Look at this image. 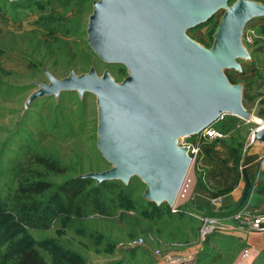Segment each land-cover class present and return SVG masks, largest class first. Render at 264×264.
Segmentation results:
<instances>
[{
	"label": "rangeland",
	"instance_id": "obj_1",
	"mask_svg": "<svg viewBox=\"0 0 264 264\" xmlns=\"http://www.w3.org/2000/svg\"><path fill=\"white\" fill-rule=\"evenodd\" d=\"M92 1L0 0V252L6 243L14 241L35 247L45 264H185L182 253L200 244L202 220L187 205L173 213L166 203L160 209L146 203L141 198L145 184L138 177H131L124 189L131 207L122 205V197L107 192L106 213L90 208L80 215L62 213L45 229L23 225L8 201L30 167L53 186L110 167L96 147L94 94L84 92L79 96L76 91H60L56 97H38L24 106L36 83L47 82L43 70L56 79L66 76L69 70L81 74L90 67L98 75L109 71L116 81L126 76L123 65L101 61L87 44L86 24ZM223 13L219 10L205 24L188 29L187 35L210 47ZM260 19L264 18H253L245 25L253 29V47L260 51L254 52L253 43L245 45L252 52L248 61H241L243 67L262 59L264 34L259 29ZM258 73L248 79H261L263 71ZM225 74L233 83L247 80L233 69L225 70ZM254 123L221 119L212 125L218 135L185 138V142L199 148L188 172L193 182L191 205L195 188L206 187L202 156L208 154L213 162V158L233 162L238 169L251 142L249 127ZM34 155L56 160L62 170L43 169L31 162ZM231 177L227 181L232 182ZM50 191L34 199L44 201ZM135 240L139 243L132 244Z\"/></svg>",
	"mask_w": 264,
	"mask_h": 264
},
{
	"label": "water",
	"instance_id": "obj_2",
	"mask_svg": "<svg viewBox=\"0 0 264 264\" xmlns=\"http://www.w3.org/2000/svg\"><path fill=\"white\" fill-rule=\"evenodd\" d=\"M228 2L93 0L87 44L101 61L123 65L126 76L116 81L109 71L98 75L90 67L56 79L43 70L47 82L36 83L24 106L60 91L94 94L96 147L110 167L81 176L96 185L107 180L126 185L138 177L145 200L171 206L191 164L181 137L199 134L222 114L256 122L242 104L241 83L231 82L225 70L241 73V61L250 59L242 31L251 19L264 17V2ZM221 9L210 47L187 35ZM251 141L264 142V127L252 130ZM244 178L240 203L251 187L246 171Z\"/></svg>",
	"mask_w": 264,
	"mask_h": 264
},
{
	"label": "crops",
	"instance_id": "obj_3",
	"mask_svg": "<svg viewBox=\"0 0 264 264\" xmlns=\"http://www.w3.org/2000/svg\"><path fill=\"white\" fill-rule=\"evenodd\" d=\"M258 25H264V19H260ZM254 43L251 45L252 49L254 48V52H259L260 49L253 47ZM251 52L252 50L249 52L250 57ZM247 66H242V73H239L242 77L247 78L244 82H239L243 88L242 104L260 122H264V52L259 63ZM261 70L263 71L261 79L256 78L253 79L254 81L248 79ZM247 85L249 86L247 87ZM228 118H234L230 121L235 122H254L230 115ZM257 124L256 121L253 126L249 127V130H254ZM246 147L243 161L238 169L232 166L233 162L216 160L217 158H213L215 159L213 162L208 154L202 156L205 189L211 193H217V195L211 196L208 208L198 207L195 202L192 205L189 202L187 206L204 216L217 218V223L211 233L201 238L200 244H196L182 253L186 257L185 264H236L240 259L241 251L247 246L254 251L252 253L254 258L250 260L249 264H264V232L254 231L250 227V218L256 213H264V167L259 166L260 159L264 155V142L251 141ZM244 171L251 181L249 195L241 208L231 214H226L231 206L240 203L245 188ZM230 175L232 182L227 181ZM198 191L203 190L201 188L197 190L196 187L194 193L197 194ZM212 198H218V202L212 203ZM238 211H240L239 216H235L234 214Z\"/></svg>",
	"mask_w": 264,
	"mask_h": 264
},
{
	"label": "trees",
	"instance_id": "obj_4",
	"mask_svg": "<svg viewBox=\"0 0 264 264\" xmlns=\"http://www.w3.org/2000/svg\"><path fill=\"white\" fill-rule=\"evenodd\" d=\"M206 23V22H205ZM202 23V24H205ZM200 24V25H202ZM264 34V25L259 28ZM228 118V115L225 117ZM234 120V118H228ZM31 162L45 170L60 172V164L49 157L34 155ZM41 172L30 167L27 177L20 179L16 188L8 197V201L20 222L31 228H48L51 221L59 214L80 215L85 208L90 210L106 213L105 201L108 199V193H114L119 198L122 197V205L131 207L130 196L124 190L126 185L118 180H107L99 184L89 177L75 176L63 180L61 183L53 186L51 183L41 179ZM35 178V179H34ZM203 191L195 194V205L198 207L208 208L211 196L217 193H211L199 185ZM51 190L44 201H36L34 196ZM155 208L160 209L162 204L156 205L152 201L145 200ZM244 202L236 203L229 208L226 214H231L242 207ZM167 208L170 210L169 206ZM169 212V211H168ZM0 264H45L43 257L33 246H21L14 241L6 243L0 252Z\"/></svg>",
	"mask_w": 264,
	"mask_h": 264
},
{
	"label": "built area",
	"instance_id": "obj_5",
	"mask_svg": "<svg viewBox=\"0 0 264 264\" xmlns=\"http://www.w3.org/2000/svg\"><path fill=\"white\" fill-rule=\"evenodd\" d=\"M241 41L244 45L247 44H252L254 42V31L252 28L245 26L243 31H242V36H241ZM263 93H264V87H263ZM226 115L222 114L219 116L218 120L224 119ZM217 120V121H218ZM262 123V125H261ZM259 126L264 127V122L258 123ZM213 125V124H212ZM211 126L204 128L199 135L200 136H214L218 135V133L215 131V129ZM188 137V136H187ZM186 137H181L179 139V144L182 146H186L188 149V155L191 158V165L194 160V155L196 152L199 150V148L196 145H192V143L185 142ZM260 167H264V155L260 159ZM192 178L189 176V174H186L180 189L177 193V196L175 198L174 203L169 206L170 211L175 213L182 211L184 205H187L190 199V195L192 193ZM212 203H217L218 198H212L211 199ZM193 213L197 218L202 220V226L200 230L201 238L205 237V235L211 233L213 229L216 227L217 223V218L211 217V216H204L201 213ZM240 211L236 212L234 215L239 216ZM250 227L252 230L257 231V232H264V213H256L250 218ZM139 242L135 240L132 244H138ZM254 251L252 250L251 247L247 246L241 251V256L239 261L236 264H249L250 260H252L253 253ZM256 255V253H254ZM171 257L167 256V260L170 261Z\"/></svg>",
	"mask_w": 264,
	"mask_h": 264
},
{
	"label": "bare ground",
	"instance_id": "obj_6",
	"mask_svg": "<svg viewBox=\"0 0 264 264\" xmlns=\"http://www.w3.org/2000/svg\"><path fill=\"white\" fill-rule=\"evenodd\" d=\"M256 118H257L256 116H253V119H254V120H256ZM256 121L260 122L258 119H257ZM190 168H191V164H190L189 169H190ZM189 169H188V172H189ZM188 172H187V174H189Z\"/></svg>",
	"mask_w": 264,
	"mask_h": 264
}]
</instances>
